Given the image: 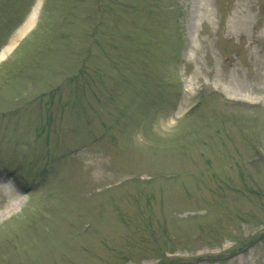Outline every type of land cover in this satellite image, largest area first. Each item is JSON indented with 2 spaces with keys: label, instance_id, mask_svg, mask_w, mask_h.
<instances>
[{
  "label": "rangeland",
  "instance_id": "obj_1",
  "mask_svg": "<svg viewBox=\"0 0 264 264\" xmlns=\"http://www.w3.org/2000/svg\"><path fill=\"white\" fill-rule=\"evenodd\" d=\"M36 2L0 0V52ZM4 185L0 264H264V0H42Z\"/></svg>",
  "mask_w": 264,
  "mask_h": 264
},
{
  "label": "bare ground",
  "instance_id": "obj_2",
  "mask_svg": "<svg viewBox=\"0 0 264 264\" xmlns=\"http://www.w3.org/2000/svg\"><path fill=\"white\" fill-rule=\"evenodd\" d=\"M42 7V0H37L36 4L34 5L30 15L28 16L26 22L16 31V33L12 36L9 43L1 50L0 52V61L5 60L12 51L17 47L18 43L33 29L35 26L38 15L40 13ZM259 40V39H258ZM259 74L254 72L253 79L255 82H258ZM252 98V97H251ZM2 192L11 193V189L4 185L0 188ZM16 203H10L7 208L0 210V220L6 216L10 215L15 211Z\"/></svg>",
  "mask_w": 264,
  "mask_h": 264
}]
</instances>
